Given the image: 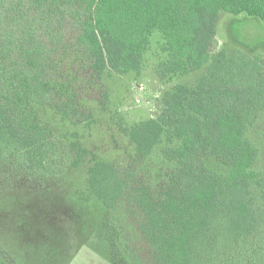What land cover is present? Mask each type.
<instances>
[{"label":"trees","instance_id":"16d2710c","mask_svg":"<svg viewBox=\"0 0 264 264\" xmlns=\"http://www.w3.org/2000/svg\"><path fill=\"white\" fill-rule=\"evenodd\" d=\"M224 12L264 0H0V184L82 173L105 264H264V53L214 50ZM150 50L162 83L196 77L132 123L111 81Z\"/></svg>","mask_w":264,"mask_h":264},{"label":"rangeland","instance_id":"374dc122","mask_svg":"<svg viewBox=\"0 0 264 264\" xmlns=\"http://www.w3.org/2000/svg\"><path fill=\"white\" fill-rule=\"evenodd\" d=\"M216 39V52L226 43L233 49L238 41L264 53V21L224 12ZM155 63L150 50L140 75H119L111 81L113 106L132 123L156 117L163 92L176 82L193 83L196 77L162 83ZM83 177L79 172L66 183L46 189L19 182L0 184V247L21 264H105L95 243L103 210L96 200L83 199ZM75 189L81 197L74 194Z\"/></svg>","mask_w":264,"mask_h":264},{"label":"built area","instance_id":"2783aa9c","mask_svg":"<svg viewBox=\"0 0 264 264\" xmlns=\"http://www.w3.org/2000/svg\"><path fill=\"white\" fill-rule=\"evenodd\" d=\"M138 100H140V99H138Z\"/></svg>","mask_w":264,"mask_h":264}]
</instances>
